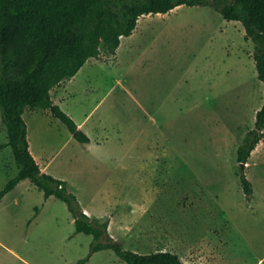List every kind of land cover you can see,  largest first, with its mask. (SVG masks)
Returning <instances> with one entry per match:
<instances>
[{
	"label": "rangeland",
	"instance_id": "374dc122",
	"mask_svg": "<svg viewBox=\"0 0 264 264\" xmlns=\"http://www.w3.org/2000/svg\"><path fill=\"white\" fill-rule=\"evenodd\" d=\"M140 19L144 32L120 60L102 46L56 86L66 87L67 112H91V122H101L93 136L104 137L103 145L88 150L50 110L27 109L39 163L49 162L50 173L98 205L111 175L122 176V215L131 228L111 231L128 249L153 250L136 221L155 203L156 228L169 231V247L186 249L185 264H264V139L246 166L251 200L237 161L264 103L254 41L241 21L211 6L183 4ZM8 138L0 110V190L19 170ZM72 218L64 200L20 181L0 200V264H128L112 248L91 253L93 235L77 232Z\"/></svg>",
	"mask_w": 264,
	"mask_h": 264
},
{
	"label": "trees",
	"instance_id": "16d2710c",
	"mask_svg": "<svg viewBox=\"0 0 264 264\" xmlns=\"http://www.w3.org/2000/svg\"><path fill=\"white\" fill-rule=\"evenodd\" d=\"M183 4L211 6L225 18L241 21L255 43L256 68L264 81V0H0V110L7 125V144L19 167L0 190V200L29 178L46 197L55 195L67 203L76 231L94 237L91 253L112 248L128 264H185L171 250L143 253L126 248L111 234L110 216L88 215L67 179L42 170L30 150L23 115L27 109H48L77 140L90 141L77 121L55 102L52 89L75 76L90 58L99 57L102 46L115 54L121 37L134 32L142 15L167 13ZM262 139L264 103L237 147L238 175L247 200L253 197L254 184L246 166Z\"/></svg>",
	"mask_w": 264,
	"mask_h": 264
},
{
	"label": "crops",
	"instance_id": "0c3cea01",
	"mask_svg": "<svg viewBox=\"0 0 264 264\" xmlns=\"http://www.w3.org/2000/svg\"><path fill=\"white\" fill-rule=\"evenodd\" d=\"M144 25H146V21L142 22V19L139 18L138 25L135 28L134 32L129 36H122L121 37V43L117 49V52L115 53V57L119 56L118 58L120 60L121 59L120 53L124 52L125 49L128 50V48L134 46L135 43H132V41H133L132 39L135 38V36L137 35L138 32H140L141 34L144 32L143 31V29L145 27ZM110 64H112V63H110ZM74 77L75 76H73V78ZM56 88L57 89H55V90L52 89L51 92H52V95H53L55 102H57L61 106V102L64 100L65 95H66L65 94L66 91H64V89H66V87L62 88V86L61 87L59 86ZM68 112L77 121V123L79 124V127L81 129H83L90 136V141L83 142L86 144V147L88 150H91L92 148H94V146L103 145V143L105 142L104 137L99 138L96 136V138H95L93 136V131H97L98 129L99 130L101 129V122L98 120L91 122V112H89L88 114H86L82 118H77L72 112H70V111H68ZM29 141H30V139H29ZM30 150L33 151V154L39 163V160L37 158V152H34V150L32 149V142L31 141H30ZM40 166H41L43 171L49 172V170H48L49 162H46L44 165L40 164ZM56 177H58V176H56ZM59 178L67 179L64 177H59ZM110 178H111L110 182H112L113 184L109 185L107 188H105L103 191L100 192V195L102 197H104V201L101 205H98V204L94 203L93 201L92 202H84L80 198V196H78V195L77 196L81 202V205H82L84 211L88 215L98 216L100 218H106V217L110 216L109 230L115 238H118L111 231L112 230L111 228H114V229L118 228L119 225H122V226L127 225L129 228L128 230H130V228H131V223H128V216L126 214H124V216L122 215L123 214L122 213V207H123L122 205L125 204L124 206H126V202H127V195H126L127 186L122 187V184H121L122 176L111 175ZM67 180L69 181L70 189L72 190V184H71L69 179H67ZM145 189H143V190H145ZM51 196H55V195H50V197ZM122 202H125V203H122ZM156 208L157 207H156L155 203L152 205V207H151V205L146 206L144 209V213H142L140 218L136 221V225H140L139 223H141V222L144 224V226L142 228H139L140 230L137 231L139 238L141 237L144 240H147L148 242H150L151 246H153V250H151V251L148 250V251H145L143 253H148V252L157 251V250H171V251L177 252L180 255V257L184 260L185 259L184 253L186 252V249L183 253L181 251V249L169 247L167 240H169L170 236L166 235V232L168 230H166V232H164L165 229L161 228V231H160V229L156 228L158 226V224H160L162 222L160 219V216H158V214H157L158 209H156ZM72 217H73V215H72ZM168 218H169V216H168ZM72 219L74 220V223H75L74 217ZM125 219H126V221H125ZM168 225L170 226L169 223H168ZM149 230H153V231L149 232ZM187 247H188V244H187ZM134 250L139 251L137 248ZM139 252H141V251H139ZM196 261L198 263L202 262L200 259H198ZM263 261H264V258H261L259 263H262Z\"/></svg>",
	"mask_w": 264,
	"mask_h": 264
},
{
	"label": "bare ground",
	"instance_id": "6f19581e",
	"mask_svg": "<svg viewBox=\"0 0 264 264\" xmlns=\"http://www.w3.org/2000/svg\"><path fill=\"white\" fill-rule=\"evenodd\" d=\"M158 14H159V13H158ZM161 14H163V13H161ZM32 149L34 150V152H38L37 150L34 149L33 145H32Z\"/></svg>",
	"mask_w": 264,
	"mask_h": 264
}]
</instances>
